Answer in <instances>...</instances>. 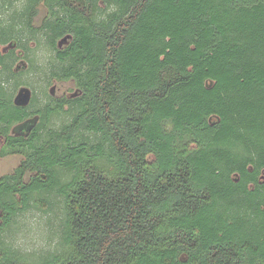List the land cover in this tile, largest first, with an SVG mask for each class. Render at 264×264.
I'll use <instances>...</instances> for the list:
<instances>
[{"label":"trees","instance_id":"1","mask_svg":"<svg viewBox=\"0 0 264 264\" xmlns=\"http://www.w3.org/2000/svg\"><path fill=\"white\" fill-rule=\"evenodd\" d=\"M24 1L21 27L78 94L30 111L0 84V156H22L0 178V232L56 196L63 249L39 264H264V0Z\"/></svg>","mask_w":264,"mask_h":264},{"label":"rangeland","instance_id":"2","mask_svg":"<svg viewBox=\"0 0 264 264\" xmlns=\"http://www.w3.org/2000/svg\"><path fill=\"white\" fill-rule=\"evenodd\" d=\"M24 5V0H12L11 4L0 0L1 27H15L14 38L11 41L7 43L0 41V54L10 55L12 53L13 55L9 61L10 69L8 71L0 66V84L7 96H10L11 101L20 88H28L31 91V99H34L30 111H34L42 108L52 98L76 96L78 90L72 80L62 81L51 77V73L58 65L54 58V52L49 48L42 33L37 31L30 34L26 28L21 27L19 20ZM47 15V9L42 5L39 6L32 23L33 27H40ZM66 45L67 42L62 44L61 48ZM66 109L52 119L48 126L52 129H60L63 124L69 122L71 114ZM16 125L18 124L12 126L9 132ZM1 146L2 141L0 140V148ZM21 160V155L0 156V178L11 174ZM148 160L153 161V158L149 156ZM50 202L52 203L50 208L46 203H42V205L37 203V206L19 214L9 227L0 232V257L3 256V251L7 250L15 253L23 263L39 264L46 257L62 251L63 209L61 198L50 196Z\"/></svg>","mask_w":264,"mask_h":264},{"label":"water","instance_id":"3","mask_svg":"<svg viewBox=\"0 0 264 264\" xmlns=\"http://www.w3.org/2000/svg\"><path fill=\"white\" fill-rule=\"evenodd\" d=\"M70 38L71 37L68 35L60 39L59 42L57 43V47L60 49L62 44L66 43ZM31 97H32L31 91L26 87H22L16 93L13 99V104L17 107H26L29 105L31 101ZM37 122H38V117L35 116L29 120L19 123L13 128L12 133L14 135H17V132L22 130H25L27 133H30L32 129L35 127Z\"/></svg>","mask_w":264,"mask_h":264},{"label":"flooded vegetation","instance_id":"4","mask_svg":"<svg viewBox=\"0 0 264 264\" xmlns=\"http://www.w3.org/2000/svg\"><path fill=\"white\" fill-rule=\"evenodd\" d=\"M18 92V91H17ZM15 97V96H14ZM14 99V98H13ZM12 103H13V100H12ZM30 104V103H29ZM14 105V104H13ZM27 107V106H26ZM22 108V107H21ZM35 116H37L38 117V115H32V116H30V117H28V118H26V119H24L22 122H24V121H26V120H29V119H31V118H33V117H35ZM38 121H39V117H38ZM22 122H19V123H22ZM19 123H16V124H19ZM38 123V122H37ZM37 123H36V125H37ZM15 125V124H14ZM14 125H12V126H14ZM35 125V126H36ZM11 126V127H12ZM35 128V127H34ZM33 128V129H34ZM32 129V130H33ZM10 131V130H9ZM32 132V131H31ZM30 132V133H31ZM30 133H27L25 130H22V131H19V132H17V135H14L13 133H12V131L11 132H9V134L10 135H14V136H24V137H27ZM0 140L2 141V146L4 145V143H5V138L4 137H2V136H0ZM1 146V147H2Z\"/></svg>","mask_w":264,"mask_h":264}]
</instances>
